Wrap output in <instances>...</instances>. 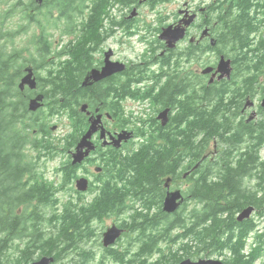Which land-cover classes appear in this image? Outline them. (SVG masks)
<instances>
[{
  "label": "flooded vegetation",
  "instance_id": "af4514ba",
  "mask_svg": "<svg viewBox=\"0 0 264 264\" xmlns=\"http://www.w3.org/2000/svg\"><path fill=\"white\" fill-rule=\"evenodd\" d=\"M9 3L20 9L28 3L29 22L16 12L18 24L30 23L38 33L35 24L41 19L47 34L44 41L51 43L47 66L15 64L20 72L13 88L23 95L27 108V115L17 118L20 130L26 124L27 131L23 180L29 190V152L34 150L39 161L47 159L48 136L60 127L59 122L68 127L63 133L67 140L58 148L64 160L56 168L59 176L58 183L53 182L54 197L59 206L62 202L61 221L69 216L64 212L67 202L77 204L75 223L89 230V237L76 238L77 243L68 245L29 244V199L26 219L18 213L24 205L17 211L12 202L0 201V236L12 235L19 222L27 228L22 239L14 238L9 244L0 245V264H32L43 257L49 258L47 264H135L130 262L129 253L121 260L108 251H127L124 243L131 240V253H135L149 232L158 237V252L169 251L176 246V235L184 224H191L193 205L206 202L197 191L205 179L198 169L202 163L214 161L221 151L216 137L208 141L204 132L194 142L195 101L197 107L206 105L221 120H235L233 126L241 152L247 145L245 140L264 135V123L260 120L264 117V107L260 105L264 94V59L262 69L258 70L254 67L257 58L248 68L241 63L240 55L228 52L238 38L234 31L237 14L249 7L253 17L257 0H0V20L4 23L13 12L8 9ZM259 24L262 30L263 15ZM164 29H175L179 35L172 46L161 37ZM34 30L29 33L32 35ZM255 40L259 42V35ZM221 56L230 60L228 76L220 77V71H216ZM28 66L32 67L35 85L25 84L21 88L19 83ZM105 66L107 75L94 78L93 74L99 75ZM51 91L71 98L73 107L65 102L61 110H49L44 99ZM37 94L44 95L43 104L29 110L28 101ZM96 118L98 129L89 138L93 147L80 162L72 164L71 153ZM54 120L57 124L52 123ZM34 136L38 139L36 147ZM200 145L204 147L201 157L194 160V147ZM149 150L154 151L153 160H158V166L166 171L158 174L156 185L143 188L137 177L131 181L130 175L135 172L134 164L143 162ZM259 154L263 159L264 142ZM130 157L133 158L129 160ZM165 162L168 165L164 166ZM251 167L247 161L246 173L241 177L247 189L254 186L256 179ZM37 178L45 177L37 173ZM78 179L85 181L77 185ZM66 189L72 194L59 200L57 193ZM175 190L181 193L180 206L172 213L165 212L164 199ZM103 198L127 205L135 200L136 207L107 215L97 213L94 209ZM179 211L181 221L177 218ZM255 213L256 209L245 218L256 224L252 235L264 231V213L260 217ZM146 216L157 217L153 227L147 224ZM161 218L167 219L161 222ZM107 219H111L109 225H99ZM113 225L121 229V234L105 246L103 232ZM226 257L206 253L190 256L193 260L213 258L230 263Z\"/></svg>",
  "mask_w": 264,
  "mask_h": 264
},
{
  "label": "trees",
  "instance_id": "16d2710c",
  "mask_svg": "<svg viewBox=\"0 0 264 264\" xmlns=\"http://www.w3.org/2000/svg\"><path fill=\"white\" fill-rule=\"evenodd\" d=\"M3 1L1 0V2ZM261 2L262 0H257L253 17L248 10L249 7L245 12L241 10L237 14V27L234 31L238 33V38L228 50V52L240 55L241 63L248 68L257 58L254 67L258 70L262 69L264 59V43L261 44L255 40V36L262 32L259 23L261 16H264V0L263 3ZM28 6V3H25L21 9L17 7L23 20L28 19L27 22H29ZM35 25L38 33L32 26L34 32L30 36L29 45L21 47L14 44L15 37L22 33L28 34L31 24L29 23V26L27 23L16 24L9 27L0 20V201L2 203L12 202L13 208H16L17 211L21 205H24L22 211H18V213L26 219L25 207L29 199V244H34L37 247L75 244L77 243L76 238L89 237V230L80 228V225L75 223L76 213L79 212L76 207L77 204L73 203L72 200L67 202L64 212L68 213L69 216L61 221L59 212H63V210L54 197L56 192L54 184L47 181L46 178H37L33 160H29V190L26 181L23 180L26 171L22 165L25 157L23 143L27 131L26 124H23L21 127L23 130H20L17 118L25 117L27 108L23 95L13 88L20 72L15 64L29 62L34 64L36 68H43L49 64L48 53L51 46V43L44 41L47 34L44 32L42 20L39 19ZM251 34L254 35L251 37ZM25 52L28 53L27 56L24 55ZM45 96L46 99L44 100L47 102L46 105L49 110L56 109L59 111L65 107V102L67 106L73 107V100L60 92H47ZM194 108V142L197 140V135L204 132L209 136L208 141L215 139L214 136L216 137L218 148L221 151L214 156V161L204 162L198 169V172L204 175L205 179L197 191L205 197L206 202L193 205L190 211L191 224L185 223L184 229L176 235L178 249L181 248L183 252L178 253V250L172 252V248L169 251H159L158 259L154 261L153 257L158 253V237L149 232L139 250L134 251L135 253H131L132 241L128 240L124 243L125 246H128L127 251H108L113 258L125 260L126 254L129 253L130 262H135V264H159L164 261L181 260L184 256L206 253L209 256L224 254L225 257L227 256L224 259H228L231 264H255L256 260L264 255V231L252 235L256 229L255 223L250 219H245L242 222L237 221V214L249 205L255 207L257 216L264 213V159H261L259 154V147L264 142V135L245 140L247 145L243 147L244 151L241 152L240 139L236 137L237 132L233 126L235 120H221L216 114H212L206 105L197 107L196 101ZM211 108L214 107L211 106ZM261 118L260 120H263L264 123V117ZM29 126L32 125L29 124ZM48 142V151L52 155H56L59 143L50 136H48ZM37 143L38 139L34 136L33 144L35 147ZM203 148L201 145L194 147V160L201 157ZM154 156V151L149 150L144 155L143 162L134 164L135 172L130 175L131 181L137 177V181L143 188L145 185H156L158 174L163 173L166 169L158 166L161 163L158 160L154 161ZM132 158L130 157L129 160ZM247 161H250L251 169H254L253 173L256 178L254 186L249 189L245 188L241 182L242 175L246 173ZM163 165L168 164L165 162ZM207 175H209L208 179H206ZM96 207L97 209L94 210L97 213L107 215L106 213L111 211H130L136 207V201L134 200L132 204L127 205L124 202H110L103 198ZM48 209L50 212L45 213V210ZM183 210V215L186 217L185 208ZM138 212L142 213V210H138ZM181 217L182 211H179L178 221H181ZM145 219L147 224L149 223L152 227L157 222L156 216H146ZM165 219L167 218H161V222H165ZM45 221L49 225V230L42 228ZM14 230L12 235L0 236V245L9 244L11 239H22L26 236L25 223L19 222L15 225ZM160 234L171 237L166 232H160ZM250 236H252V242L249 244L250 251L245 253V246Z\"/></svg>",
  "mask_w": 264,
  "mask_h": 264
},
{
  "label": "water",
  "instance_id": "95a60500",
  "mask_svg": "<svg viewBox=\"0 0 264 264\" xmlns=\"http://www.w3.org/2000/svg\"><path fill=\"white\" fill-rule=\"evenodd\" d=\"M161 37L167 38L169 41V46L173 45V41H175L179 35L175 34V29L170 30V29H164L162 31ZM230 60L225 59L224 56H221V58L218 61L217 64V69L216 71H220V77L224 75H229V72L231 70L230 68ZM27 73L21 78V81L19 83L20 87L22 88L25 84L29 85L30 87H34L35 81L31 77V70L32 67L28 66L25 69ZM107 75V66L103 68V71L99 75H94V78H100ZM43 94H37L35 97L31 98L30 101H28V109L29 110H36L43 104ZM261 107H264V94L261 99L260 103ZM99 122V118H96L95 120H92L88 129L86 132L83 134L81 140L77 143L75 150L71 153L72 160L71 163L75 164L77 162H80L83 157L88 154L89 150L93 147L91 141L89 138L91 137L92 133L96 131L97 128V123ZM85 148V149H84ZM85 179H78L77 180V185L80 183H83ZM182 201L181 198V193L178 190L171 191L169 192L163 202V210L168 213L174 212L179 206ZM255 207L252 205H249L242 209L238 214H237V220H243L245 218L250 217V215L253 213ZM121 234V229L118 228L116 225H113L111 227H108L104 232H103V244L105 246H109L112 243H114L115 239L119 237ZM49 258L43 257L40 261L32 264H47ZM169 264H231V263H224L221 260L213 259V258H199L198 260H193L191 258H184L179 262H171Z\"/></svg>",
  "mask_w": 264,
  "mask_h": 264
},
{
  "label": "rangeland",
  "instance_id": "374dc122",
  "mask_svg": "<svg viewBox=\"0 0 264 264\" xmlns=\"http://www.w3.org/2000/svg\"><path fill=\"white\" fill-rule=\"evenodd\" d=\"M161 8H163V6H160ZM8 9L10 10H13V12L10 13L11 17L9 18V20L7 21V25L9 27H12L16 24H18V16L15 15V13H19L20 11L17 9V6H14L13 3H9L8 4ZM165 11V10H164ZM164 11H162L164 13ZM23 22V21H22ZM16 23V24H15ZM29 31L31 32L32 31V27H30ZM30 36H31V33H28V34H25V33H22V34H19L18 36L15 37V40H14V44L16 46H28L29 45V40H30ZM135 38V37H134ZM259 42L262 44L264 43V25H263V28H262V32L261 34L259 35ZM25 56L28 55L27 52L24 53ZM21 61V59H20ZM53 124H57V121H53L52 122ZM60 123V127H58L55 131H52L51 134L49 135L53 140H55L57 143H59V147L62 146L64 144V142L67 140L65 135H63V133L65 131H67L68 127H65L63 126V124L61 122ZM50 153V152H49ZM50 155V156H49ZM48 155V158L45 159V160H38L37 158V154L34 150H31L29 152V160H33L35 161L36 163V172L39 173V176L40 174H43V176L48 179L47 181L49 182H55L58 183V176L59 174L57 175L56 174V168H58L61 164H62V161L64 160V156L61 155L59 153V149L57 151V154L56 155H52L51 153ZM262 158L264 159V156L262 155ZM70 193L72 194V192L68 189L64 190V191H60L57 193V197L58 199L60 198L61 200H65L67 197H70ZM59 199V200H60ZM62 206V202H60V207ZM50 212V210H45V213H48ZM254 215H257V213H255ZM46 217H47V214H46ZM260 217V216H258ZM111 222V219H107V220H104L103 223H99V225H105V224H108ZM48 223L45 221L43 222V229L44 230H49V227H48ZM264 226V217L262 219V228ZM47 233V232H46ZM14 241H17V240H14ZM252 242V236H250L249 240H248V250L250 249V245ZM19 243V242H17ZM178 250V251H177ZM177 251L178 253H182L183 250L181 248L178 249V244H176V246H173L172 247V252H175ZM158 254H160L159 252L157 253V255H154L153 257V260L154 261H157L158 259ZM185 257V256H184ZM186 257H190V256H186ZM170 262L168 261H164V262H161L159 264H168ZM255 264H264V255L261 257V258H258L255 262Z\"/></svg>",
  "mask_w": 264,
  "mask_h": 264
}]
</instances>
